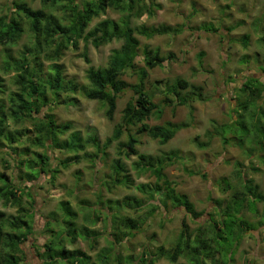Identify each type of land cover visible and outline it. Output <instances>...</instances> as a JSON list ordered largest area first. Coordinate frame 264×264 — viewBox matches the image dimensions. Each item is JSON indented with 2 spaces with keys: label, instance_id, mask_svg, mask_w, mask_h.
Segmentation results:
<instances>
[{
  "label": "rangeland",
  "instance_id": "obj_1",
  "mask_svg": "<svg viewBox=\"0 0 264 264\" xmlns=\"http://www.w3.org/2000/svg\"><path fill=\"white\" fill-rule=\"evenodd\" d=\"M11 1L13 0H0V15L10 12ZM28 1L34 8L41 7L40 0ZM153 1L157 4L156 13L151 17L144 15L141 19H133V24L147 26L167 24L179 29L182 26L181 31L178 34H159L151 38L136 34L140 46L137 49L135 67L129 69L122 78L129 85L139 82L137 72L145 66L143 57L145 48L158 49L164 57L173 53L174 57L167 59L163 66L148 69V75L144 81L145 89L156 91L157 95L154 99L159 106L163 107V114L161 117L153 115L144 123L129 126L125 129L121 140L125 142L129 133L134 134L139 139L137 149L143 154L158 155L162 152L177 150L179 158L167 166L165 173L173 182L176 191L186 195L202 214L199 218H194L183 206L177 207L170 202L168 207L160 205L159 193L155 192L157 178L151 172L138 175L132 168V162L137 159L135 155L130 158L122 157V162L129 170L131 182L123 185L121 181V185L109 190L103 181L112 172L113 159L118 157L116 141L108 148L106 158L98 160L96 164L81 160L72 162L73 164L66 169L58 166L60 172L53 182L50 174H41L33 180H21L17 156L8 148H3V152L0 153V171L13 176L16 183L31 193L33 198L27 194L23 197L25 208L34 213L33 233L29 234L28 240L22 244L26 252V262L30 264L42 263L40 254L44 251V244L50 235L46 229V223L51 216L50 212L57 210L62 200H72L75 206L73 209L80 213L79 224L85 222L83 216L89 217L88 226L100 233L95 243L79 239L75 245L89 252L93 258L97 257L96 254L99 251L107 253L105 249L110 248L114 241L112 235L121 227V222L113 216L132 218L136 223L135 228L131 229L133 233L119 244H114L109 264H115L119 256L124 264H133V261L140 262L139 257L146 245L151 246L152 251H156L160 246L165 249L173 247L182 229L183 220L190 229L195 230L199 224H206L212 214L216 215V209L219 207L217 201L223 202V208L234 189L238 188L239 181L237 182L235 177L237 164L243 165L246 177L257 184L259 190L264 193V150H258L249 155L248 148L243 149L232 143L224 144L220 136L212 138L210 144L204 148L198 147L195 142L197 137L201 141L207 140L205 133L213 128V120L218 123L231 121V116L234 115L232 110L236 106L237 90L246 77L254 76L264 83L262 69L264 42L259 40L264 36V0ZM106 16L118 19L120 15L109 11L108 15L96 18L90 27ZM258 18L260 20H257ZM207 27L212 29H206ZM229 27L234 28L230 31ZM245 34L249 35L247 46L242 42ZM29 39L28 34L23 35L16 46L8 49L9 52L18 57L19 51L29 43ZM122 43L123 40L114 39L108 44L95 47L92 43L86 46L84 41H81L77 49L65 51L57 60L62 67L65 79L73 81L77 88L75 92L64 93L58 103H49L44 106L40 115L37 116L39 120H42L45 113L49 112L53 114L57 123H71V128L61 136V139H66L70 132L78 130L84 136L98 135L103 143L120 123L123 109L135 95L131 87H127L120 93L113 120L107 118L106 106L99 100L88 98L86 92L91 88L87 78L88 69L106 66L112 50L119 48ZM1 52L3 48L0 46V65L4 56ZM200 53H203L201 58ZM84 54L89 61H86ZM50 63L48 61L44 63L45 77L53 73V70L49 69ZM0 73L3 77L2 83L5 85L3 89L5 92L0 96L7 106V95L9 91L15 89L13 77L16 71L5 74L0 70ZM178 77L203 87V95L206 98L194 99L191 102L192 111L188 105H162L161 100H164L165 96L160 91L166 90V84H173ZM180 90L184 93L188 88ZM169 97L173 98V95ZM258 104L264 109V91L262 100H259ZM166 121L186 124L166 144H160L158 140L152 139L146 131L138 132L143 124H163ZM26 125L29 129L34 127L30 121H27ZM31 131L29 135L33 137L35 131ZM19 143V149L29 145L24 138ZM88 150L94 151V148L91 146ZM31 151H42V149L32 146ZM49 154L54 168L59 165L60 159L73 157L59 149H51ZM4 160H7V164ZM78 171L81 173L79 180L76 177ZM122 180L126 181L124 178ZM226 182H229L232 188L224 189L227 187ZM142 183L149 184L154 192L138 189L137 185ZM128 196L140 201L142 205L138 206L136 202H132L131 206L118 208L113 203L108 204L109 199L123 200ZM122 204L124 205V202ZM0 210L13 215L18 213L17 207L4 206L1 200ZM95 211L96 214L93 213ZM57 212L61 214L63 211ZM97 215L100 217L97 223L91 224V219ZM60 228L61 225H59ZM127 229L129 228L126 227L124 230ZM234 230V234H228L226 240L217 236L214 244L220 252L217 253L219 260L213 263L210 259L209 262L211 264H264V201L249 204L243 210L242 217L237 219ZM235 235L240 241L236 248L238 239L234 238ZM225 252L230 254L224 255ZM156 264L173 263L161 258L156 261ZM176 264L188 263L185 258L180 257Z\"/></svg>",
  "mask_w": 264,
  "mask_h": 264
},
{
  "label": "trees",
  "instance_id": "obj_2",
  "mask_svg": "<svg viewBox=\"0 0 264 264\" xmlns=\"http://www.w3.org/2000/svg\"><path fill=\"white\" fill-rule=\"evenodd\" d=\"M40 3L41 7L34 8L28 0H13L9 5L10 12L0 15V46L3 48L1 53L4 55L0 70L5 74L16 71L13 77L15 89L9 91L7 95V106L0 96V153L3 152V148H8L17 156L21 180H33L41 174H50L53 182L57 179L60 166L66 169L73 164L72 162L81 160L96 164L98 160L106 158L108 148L116 141L118 157L112 161V172L108 175V180L103 181L109 190L121 185V181L123 185L131 182L129 170L122 162V157L130 158L135 155L137 159L132 162V168L138 175L151 172L156 176L155 192L159 193L160 205L168 207L172 203L177 207L183 206L191 216L199 218L201 211L195 208L194 203L186 195L176 191L173 182L165 173L167 166L179 158L178 151L170 150L158 155L143 154L137 149L139 139L134 134L129 133L125 142L121 140L125 129L129 126L144 123L153 115L162 116L163 107L159 106L154 99L157 95L156 91L145 89L144 81L148 75V69L163 66L167 59L174 57L173 53L164 57L158 49L145 48L143 56L145 66L137 72L139 82L129 85L122 77L129 69L135 67L137 49L140 46L136 34L147 38L159 34H178L182 26L179 29L167 24L134 25L133 19H141L144 15L151 17L156 13L157 4L153 0H40ZM109 11L117 12L120 15L119 18L106 16L90 27L96 18L108 15ZM233 28L228 29L231 31ZM25 34L30 37L29 43L19 51L18 57L12 55L8 49L16 46ZM114 39L123 40V43L119 48L112 50L107 65L91 67L87 71L91 88L87 90L86 96L102 102L106 106L107 118L113 120L120 93L127 87H131L135 95L123 109V116L120 123L115 126L113 134L103 143L98 135L84 136L78 130L70 132L66 139H61V136L71 128V123L59 124L49 112L45 113L42 120L38 117L44 106L49 103H58L64 93L75 92L77 88L73 81L65 79L62 67L57 60L65 51L77 49L81 41H84L86 46L92 43L95 47H99ZM248 40L249 35H243L242 42L245 46ZM259 40L264 42V36ZM202 55L203 53H200V58ZM84 56L86 61H89L87 55L84 54ZM44 61L51 62L49 69L53 70V73L51 72L52 74L47 77L44 75ZM262 69L264 70V67ZM2 81L3 77L0 73V95L5 92ZM166 86V90L160 91L165 96L164 100H161L163 106L188 105L192 111L191 102L194 99L206 98L203 95L202 86L191 84L182 77H178L171 85L167 83ZM187 88L188 90L184 93L180 90ZM263 91V82L254 76L246 77L237 90L236 106L232 110L234 115L231 116V121L218 123L213 120V128L205 133L207 140L201 141L197 137L195 141L197 146L204 148L210 144L212 138L220 136L224 144L232 143L243 149L248 148L249 155L258 150L263 151L264 109L258 104V101L262 100ZM169 95H173V98ZM27 121L33 124L32 129L26 125ZM184 126H186L185 123L166 121L163 124H143L138 132L146 131L152 139L158 140L160 144H166ZM31 130L35 131L33 137L29 135ZM22 138L28 141L29 145L19 149ZM32 146L40 147L42 151H31ZM91 146L94 151L88 150ZM51 149H59L73 157L60 159L59 165L54 168L49 154ZM4 162L7 164V160ZM237 165L235 177L237 182L239 181L238 188L234 189L223 208V202L217 201L219 207L216 209V215L212 214L206 224H199L195 230L190 229L183 220L182 229L173 247L165 249L160 246L156 251H152L151 246L146 245L139 257L140 262L133 261V264H156V261L161 258L176 264L180 257L185 258L188 264H211L210 262L218 261L217 253L220 252L214 244L217 236L226 240L228 234H234V225L237 219L242 217L243 210L249 204L264 201V193L259 190V186L246 177L241 163ZM80 174V171L76 174L78 180ZM224 179L227 180L226 177ZM225 184L227 187L224 189L232 188L229 182ZM137 188L154 192L149 184L145 183L138 184ZM25 194L32 198V194L16 183L13 176L0 171V200L4 206L17 207L18 212L17 215H13L0 210V264H30L26 262V252L22 244L28 240L29 234L33 233L34 213L24 206ZM108 201V204L113 203L118 208L131 206L132 202H136L138 206L142 205L140 201L130 196L123 200L109 199ZM74 207L72 200H62L57 210L50 212L51 216L46 223V229L50 235L44 244V251L40 254L41 264H109L114 244H119L124 238L131 236L130 234L133 233L131 229L136 226L135 221L127 216L114 215V219L121 222V227L112 235L114 241L110 248L105 249L107 253L99 251L96 254L97 257L93 258L89 252L75 245L79 239L95 243L100 233L88 226L89 217L83 216L85 222L79 224L80 213L75 211ZM109 208L111 209V205ZM58 210L63 212L60 214ZM93 213L96 214V211ZM99 218L98 215L93 216L91 224L97 223ZM59 225H61L60 229ZM124 227L129 229L124 230ZM234 238L239 237L235 235ZM238 241L239 239L236 241L235 248L240 243ZM226 254L230 253L225 252L224 255ZM117 259L115 264H124L120 256Z\"/></svg>",
  "mask_w": 264,
  "mask_h": 264
}]
</instances>
